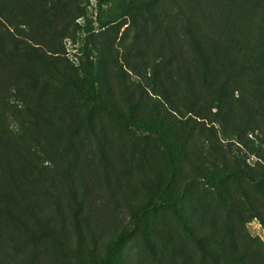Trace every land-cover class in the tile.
Wrapping results in <instances>:
<instances>
[{
	"label": "rangeland",
	"instance_id": "rangeland-1",
	"mask_svg": "<svg viewBox=\"0 0 264 264\" xmlns=\"http://www.w3.org/2000/svg\"><path fill=\"white\" fill-rule=\"evenodd\" d=\"M232 2L0 0V264H264V58Z\"/></svg>",
	"mask_w": 264,
	"mask_h": 264
},
{
	"label": "trees",
	"instance_id": "trees-1",
	"mask_svg": "<svg viewBox=\"0 0 264 264\" xmlns=\"http://www.w3.org/2000/svg\"><path fill=\"white\" fill-rule=\"evenodd\" d=\"M119 1L120 0H98V7L101 11H104L105 9H110L113 10L115 7H117L119 5ZM131 4H133L135 2V0H129ZM240 0H233L232 4H231V8L229 11L230 14V18H227L229 21V27H230V31H238L242 28L241 30V36L245 38V35H248V37L244 40H249L247 43H243L241 48L235 51H239V54H242L243 57H245L246 59L251 61V56H255V54H258L260 57L264 58V30H262V32H260V36L256 37L254 36V33L256 32L254 29V20H253V16L250 15H254L256 14L257 11V1H253V0H246L243 3L239 2ZM245 23L242 26V23ZM246 24H249V26H247ZM184 28L186 29V31L189 33L190 37L192 38V43L195 47H197L194 43V39L196 38L195 35H193L194 33L191 32V26L189 23H187V25H184ZM246 29L248 31H246ZM193 35V37H192ZM251 37L254 40V43L252 42V40L249 38ZM194 38V39H193ZM258 38V39H257ZM256 40V41H255ZM228 51H231V49H227ZM201 50L198 48V53H200ZM231 53V52H230ZM229 53V54H230ZM205 54V49L200 53L201 58L203 59V61H205L206 56ZM245 58L244 61L240 63V66H238L236 69L239 70V72H244L245 70L249 69V67L247 66V63L245 62ZM234 69V70H236ZM89 73V77H93L91 72ZM94 93V92H93ZM93 95V99L99 103L101 106L103 107H108V104L106 101H104L102 98ZM133 125L141 130H144L146 132L148 131H155L157 132L161 139L166 143V145L172 149L175 150L177 153H181V149L177 148V145L173 142H171L168 138H166V136L154 125L152 124H146V123H140V122H134ZM233 176H238V177H246L245 174L243 172H239V171H232L228 174L225 175H221L220 177H218L217 179L213 180V181H209L210 185H219V184H223L225 182H227V180L230 177ZM260 180H264V176L260 177ZM101 264H120L119 261V253L116 249H112L110 251V253L108 254V256L102 260Z\"/></svg>",
	"mask_w": 264,
	"mask_h": 264
}]
</instances>
